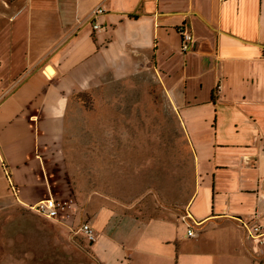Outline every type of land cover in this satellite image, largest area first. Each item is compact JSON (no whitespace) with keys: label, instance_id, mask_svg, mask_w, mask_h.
I'll use <instances>...</instances> for the list:
<instances>
[{"label":"crops","instance_id":"1","mask_svg":"<svg viewBox=\"0 0 264 264\" xmlns=\"http://www.w3.org/2000/svg\"><path fill=\"white\" fill-rule=\"evenodd\" d=\"M263 54L264 0H0V213L81 175L95 264H264L247 234L264 226ZM140 73L174 107L192 180L189 197L144 212L122 196L145 136L110 115L115 88Z\"/></svg>","mask_w":264,"mask_h":264},{"label":"rangeland","instance_id":"2","mask_svg":"<svg viewBox=\"0 0 264 264\" xmlns=\"http://www.w3.org/2000/svg\"><path fill=\"white\" fill-rule=\"evenodd\" d=\"M114 94L123 100L112 105L117 111L110 114L115 117L111 126L125 132L134 130L145 136L140 138L144 140L141 141L143 153L137 154L135 160L138 163L132 169L138 171L139 180L131 187V192L127 191L130 195L122 196V201L133 206L132 210L144 212L151 204L155 207L161 203L171 205L189 197L191 156L165 90L150 74L140 73L136 78L120 83ZM118 108L122 112L119 119ZM76 126L84 127V119L79 117ZM78 136L84 142L85 134ZM77 159L79 162L80 157ZM76 164L72 167L79 174L80 167ZM179 165L181 169L186 167L185 173L181 170L179 174ZM57 176L64 177L61 173ZM81 177L74 174L66 177L71 188L67 194H63L67 189L61 190L53 184L54 198L60 203L57 218H47L35 209L20 206L0 213V264H95L91 241L80 231L86 219L75 207L79 198L74 193L81 186ZM93 185L96 187V182ZM128 187L123 186V189H130ZM59 225L65 228L61 229Z\"/></svg>","mask_w":264,"mask_h":264},{"label":"built area","instance_id":"3","mask_svg":"<svg viewBox=\"0 0 264 264\" xmlns=\"http://www.w3.org/2000/svg\"><path fill=\"white\" fill-rule=\"evenodd\" d=\"M105 8L103 6L95 7L92 13L89 16V21L92 22L95 26V29H101V25L96 21L97 17L100 14L105 13ZM179 31L182 34V51L186 52L191 50L193 47V31L191 29H187L184 26L179 28ZM264 55V54H263ZM33 209L40 212V214L47 217H58L60 203L53 197L44 198L41 201L39 200L33 206ZM80 230L87 234L88 238L92 241L95 240V232L89 222L83 223L80 227ZM248 239L252 243L251 249L256 250L259 247H264V226L262 224H256L248 231ZM194 227L191 226L187 232V236H194Z\"/></svg>","mask_w":264,"mask_h":264}]
</instances>
